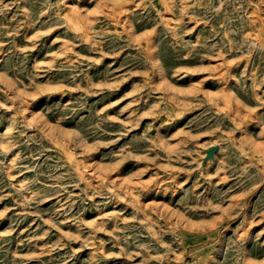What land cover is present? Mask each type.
<instances>
[{
  "label": "rangeland",
  "instance_id": "374dc122",
  "mask_svg": "<svg viewBox=\"0 0 264 264\" xmlns=\"http://www.w3.org/2000/svg\"><path fill=\"white\" fill-rule=\"evenodd\" d=\"M0 264H264V0H0Z\"/></svg>",
  "mask_w": 264,
  "mask_h": 264
},
{
  "label": "bare ground",
  "instance_id": "6f19581e",
  "mask_svg": "<svg viewBox=\"0 0 264 264\" xmlns=\"http://www.w3.org/2000/svg\"><path fill=\"white\" fill-rule=\"evenodd\" d=\"M160 187V186H159Z\"/></svg>",
  "mask_w": 264,
  "mask_h": 264
}]
</instances>
